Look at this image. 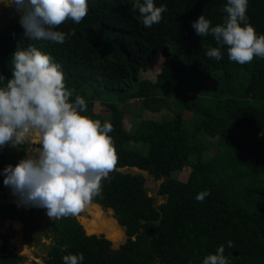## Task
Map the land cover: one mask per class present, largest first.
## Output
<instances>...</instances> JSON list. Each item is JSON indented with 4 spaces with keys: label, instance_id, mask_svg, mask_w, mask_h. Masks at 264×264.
<instances>
[{
    "label": "trees",
    "instance_id": "obj_1",
    "mask_svg": "<svg viewBox=\"0 0 264 264\" xmlns=\"http://www.w3.org/2000/svg\"><path fill=\"white\" fill-rule=\"evenodd\" d=\"M134 3L88 0L79 24L68 20L57 29L66 34L62 44L31 40L19 16L0 26V75L11 78L18 45H35L62 66L73 99L86 100L83 114L107 121L96 109L101 102L114 129L116 162L92 200L114 211L126 242L110 251L112 242L87 234L77 215L56 218L44 231L51 239L45 263L63 264V256L83 253L82 264H203L223 245L228 264H264V58L241 65L229 60L226 48L220 60L206 55L217 45L211 35L198 36L192 22L203 14L213 26L223 23L227 0H154L167 11L151 28L132 11ZM247 17L264 34V0H248ZM161 56L157 78H143ZM131 100L164 116L147 118L131 132L124 123ZM185 111L192 113L189 124ZM26 156L24 144L0 147V187L3 169ZM187 166L189 177L182 182L174 174ZM126 167L168 176L159 189L166 201L156 206L145 176L122 171ZM202 192L209 195L198 201ZM8 209L17 213L18 206L3 211ZM3 237L0 264L24 262V255L8 251L9 237Z\"/></svg>",
    "mask_w": 264,
    "mask_h": 264
},
{
    "label": "clouds",
    "instance_id": "obj_2",
    "mask_svg": "<svg viewBox=\"0 0 264 264\" xmlns=\"http://www.w3.org/2000/svg\"><path fill=\"white\" fill-rule=\"evenodd\" d=\"M19 14L25 36L31 40L64 43L66 34L57 30L66 21L79 24L88 13V0H3ZM248 0H227L223 23L212 25L201 14L192 22L198 36L211 35L216 47L206 55L222 59L226 48L230 61L246 64L264 58V34L248 22ZM151 28L162 20L165 6L154 0H135L132 11ZM74 34V33H73ZM11 78L0 75V147L24 144L39 134L37 155L21 159L3 169L5 186L30 206L47 209L50 218L77 215L86 203L101 194V181L116 162V148L109 121L84 115L86 100L70 90L62 66L35 45H19L11 56ZM207 192L197 195L203 201ZM232 247V241H228ZM225 247L204 258L203 264H228ZM84 254L63 256V264H82Z\"/></svg>",
    "mask_w": 264,
    "mask_h": 264
},
{
    "label": "rangeland",
    "instance_id": "obj_3",
    "mask_svg": "<svg viewBox=\"0 0 264 264\" xmlns=\"http://www.w3.org/2000/svg\"><path fill=\"white\" fill-rule=\"evenodd\" d=\"M19 14L14 8L6 6L3 0H0V26L4 27L15 20ZM163 57H159L154 64H152L148 70L142 72L143 78H148L155 80L158 73L162 69ZM126 116H125V127L131 132L137 131L139 126H141L145 119L147 118H158L159 114H151L148 111L141 109V106L135 100H131L125 104ZM97 112H100L105 120L109 119V108L101 103H96ZM185 120L189 124V120L192 117V113L185 111ZM161 115L159 118H162ZM264 136V135H263ZM27 149V155L29 157L35 156L39 152L40 148V138L39 134L31 136L24 143ZM19 148V145H14ZM131 147H137L136 144H129ZM215 150L212 149L210 153H214ZM122 171L142 174L146 178V188L147 195L153 196L155 198V205L159 206L166 201L167 196L160 194L159 189L161 185L168 179V176L162 175L160 178H156L154 174L146 170H141L137 167H126ZM190 168L187 166L182 171L176 172L175 177L185 182L189 177ZM107 178L101 181V184L105 183ZM91 202L86 203L81 211L77 214L78 218L83 220V224L87 225V228L91 226L96 220L93 210L90 206H95L101 213L102 219L109 223V229L107 231H102L105 236H108L109 240L112 242L110 251L121 250L122 245L126 242L128 236L126 229L121 226L115 217L114 211L110 208L103 209L102 206L93 204ZM96 203V202H95ZM9 204H15L18 206L17 213H13L11 209L3 211V208L7 207ZM56 218H50L47 214V209L43 207H36L33 211H30L25 205L18 199L16 195L13 194L12 190L8 186L0 187V255L5 246L4 235L9 237L7 243L8 251L15 252L17 254H22L25 256V261L21 264H46L45 260L48 257V252L51 247V239L48 238L44 231L46 225ZM87 230V229H86ZM51 233V232H50ZM52 234V233H51ZM20 248V250H18ZM21 252V253H20Z\"/></svg>",
    "mask_w": 264,
    "mask_h": 264
},
{
    "label": "bare ground",
    "instance_id": "obj_4",
    "mask_svg": "<svg viewBox=\"0 0 264 264\" xmlns=\"http://www.w3.org/2000/svg\"><path fill=\"white\" fill-rule=\"evenodd\" d=\"M92 203L98 205L95 202H92ZM90 208L93 210L96 220L93 224H91L89 228H87V225H86L87 231L89 233H104V232H98V231H107L109 229V223H107L106 221L102 219L101 213L98 211L99 209L97 207L90 206Z\"/></svg>",
    "mask_w": 264,
    "mask_h": 264
},
{
    "label": "water",
    "instance_id": "obj_5",
    "mask_svg": "<svg viewBox=\"0 0 264 264\" xmlns=\"http://www.w3.org/2000/svg\"><path fill=\"white\" fill-rule=\"evenodd\" d=\"M149 196V195H148ZM92 201H94V200H92ZM95 202V201H94ZM81 222H83V220L80 218L79 219ZM84 225V228H85V230H86V226H85V224H83ZM86 232H87V234H89V235H92V234H97V235H100V236H102V235H104V234H102V233H89L87 230H86ZM105 236V235H104ZM107 239H109L107 236H105Z\"/></svg>",
    "mask_w": 264,
    "mask_h": 264
},
{
    "label": "crops",
    "instance_id": "obj_6",
    "mask_svg": "<svg viewBox=\"0 0 264 264\" xmlns=\"http://www.w3.org/2000/svg\"><path fill=\"white\" fill-rule=\"evenodd\" d=\"M18 250H20V248H18ZM21 253V252H20Z\"/></svg>",
    "mask_w": 264,
    "mask_h": 264
}]
</instances>
